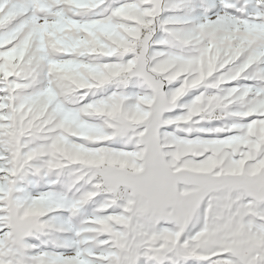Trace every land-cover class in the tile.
<instances>
[{
  "label": "snow or ice",
  "instance_id": "6c2138e0",
  "mask_svg": "<svg viewBox=\"0 0 264 264\" xmlns=\"http://www.w3.org/2000/svg\"><path fill=\"white\" fill-rule=\"evenodd\" d=\"M0 264H264V0H0Z\"/></svg>",
  "mask_w": 264,
  "mask_h": 264
}]
</instances>
